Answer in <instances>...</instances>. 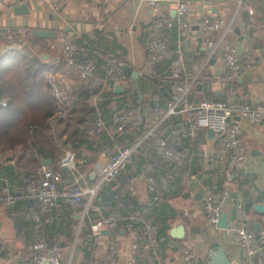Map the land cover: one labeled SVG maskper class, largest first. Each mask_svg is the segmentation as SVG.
I'll return each mask as SVG.
<instances>
[{
	"label": "crops",
	"instance_id": "obj_1",
	"mask_svg": "<svg viewBox=\"0 0 264 264\" xmlns=\"http://www.w3.org/2000/svg\"><path fill=\"white\" fill-rule=\"evenodd\" d=\"M125 1L0 0V33L52 30L56 32L60 46L53 47V40L47 41L51 49L61 55L65 40L78 41L82 46L79 45L80 49L93 50L103 65L113 51H118L133 68H141L146 73V77L137 81L138 97L124 91L120 93L123 94L120 99L113 101V106L119 108L133 102L144 115L143 128L127 136L132 139L142 134L144 149L133 156L119 181L107 182L100 187L99 174L92 176L95 171L92 165L107 161L114 149L108 141V136H112L108 128L104 131L106 136L97 143L85 145L82 154L73 148L66 150L65 156L69 152L76 154L75 166L63 168L62 185L79 183L97 188L94 195L88 196L91 206L87 211L62 201L53 211L52 223L43 226L38 233L31 216L37 201L24 193V181L19 176L24 171L19 168L10 174L7 167L16 164L0 156V175L16 199L12 205L0 200V264H39L34 259V243L39 235L61 244L63 264H129L131 260L140 264H176L179 263L177 245L180 243L196 251L205 264H210V253L215 244L222 245L233 264H254L255 259L240 246L236 234L241 227L255 235L262 234L264 248V213L255 209L257 203H264V121L257 123L237 117L243 127L240 148L245 152V159L237 170L239 176L236 179L229 180L225 176L228 165L224 157L216 156L219 136L211 129H204L196 139L188 142L186 138V143L179 145L190 164L198 149L195 169L200 172L190 175L181 194L169 199L163 197L157 202L148 189L145 167L153 163L151 156L154 153L149 145L155 143L157 136L168 134L167 126L163 124L165 120L158 117L154 104L159 98L161 109L166 111L171 101L168 86L160 79L170 73L180 56L185 65H191L199 58L208 59V78L195 87L196 98L249 100L264 105V0H164L159 9H155L150 0H130L119 34L115 24L105 21ZM23 3L29 13L16 12ZM182 4L188 7L187 16L180 12ZM206 15L224 18L235 26L227 41L211 57L209 50L195 37L198 22ZM184 19L187 26L181 30ZM237 27L241 30L240 35L236 33ZM154 35H160L170 44L172 56L150 65L145 44ZM232 46L241 57L242 74L241 79L239 77L237 82L230 84L225 78L224 61ZM4 50L5 44L0 37V57ZM29 51L37 54L40 49L30 46ZM41 53L55 63L51 52ZM149 75L157 82L153 83ZM78 80L84 79L72 72L68 75L69 86L60 85L65 92L64 98L61 100L56 96L62 105L67 101L70 85ZM52 85L56 93L59 86L56 87L54 82ZM111 113L100 108L98 118L110 117ZM56 121L58 119L54 120L55 128ZM127 143L128 140H124L121 145ZM225 187L230 191L224 208L229 218L227 227L221 228L209 221L204 204L210 190ZM115 213L121 217L120 224L132 219L135 228L127 230L121 225L90 235L99 220ZM148 220L160 225L159 242L154 252L140 250L147 235ZM256 224L262 227L259 233Z\"/></svg>",
	"mask_w": 264,
	"mask_h": 264
},
{
	"label": "built area",
	"instance_id": "obj_2",
	"mask_svg": "<svg viewBox=\"0 0 264 264\" xmlns=\"http://www.w3.org/2000/svg\"><path fill=\"white\" fill-rule=\"evenodd\" d=\"M110 0H104L108 3ZM164 0H150V4L159 9ZM182 14L188 15V7L182 4L180 7ZM179 12V13H180ZM180 13V15H181ZM187 26L186 19L181 26V30ZM233 24L224 18L213 17L211 15L203 16L198 22V29L195 37L201 41L209 50L211 57L219 47L227 41V35L231 34ZM228 35V36H229ZM56 47V43H52ZM147 59L150 65L172 56V49L160 35H154L146 44ZM62 55L66 61L64 70L56 71L51 76L52 82L59 87L56 88V94L59 99L63 100L64 90L60 85L69 86L67 83L68 75L75 72L79 78L86 81L92 80L94 86H102V91H114L116 84H121L125 92H134L137 88V81L129 71L125 70L129 64L123 57L111 55L106 63L102 66L104 74H99L98 66L95 61H80L75 56V47L66 42L61 47ZM208 59L199 58L192 62L191 65H185L183 58L180 56L178 61L171 67L169 74L161 77L160 81L168 86L171 96L169 107L163 111L161 107L156 108L159 118L166 120L171 116H179L182 123L179 126L172 127L174 135H181L190 141L196 139L202 130H214L219 136V144L216 149V156H227V170L225 176L233 180L237 169L243 164L245 152L240 148V137L243 133V127L239 123L237 116L246 117L253 122L264 121V105L255 104L249 100L227 101L214 98H196L194 89L199 82L203 69L207 66ZM225 76L227 82H232L241 76L242 62L238 50L232 46L225 54ZM133 67V66H132ZM134 69H136L134 67ZM141 77H146V73L139 68ZM144 121V115L140 110L131 108H122L112 114L107 121L103 116L99 118L95 127L91 129V135L106 130L107 128L118 137L132 133L139 129ZM56 127H60L59 121H56ZM142 139L135 143L124 144L117 147L110 154L109 159L105 162H96L92 169L99 174V185L102 186L108 181H113L121 177L128 163L132 160L136 150L140 146ZM156 151L165 158L177 160L179 163L188 161L189 157L177 152L170 144L169 140L163 136H157L155 140ZM75 153L69 152L63 157L58 169L44 165L39 171L30 175L19 173L24 181V193L34 200L37 204L31 211L34 221L35 230L40 233L43 226L53 221V211L60 202H66L70 205L85 209L91 206V200L88 196L94 195L97 188L84 187L79 183L70 186L62 185L63 168L75 166ZM4 177L0 175V200L5 201L8 205L15 203V196L10 192V186L4 182ZM158 177L152 175L148 180L149 188L162 196L158 184ZM162 183L167 180L164 176L160 177ZM230 191L227 188L222 190H210L205 197L204 208L211 223L216 224L221 213L224 211ZM163 197H161L162 199ZM119 215L115 213L99 220L93 227L90 235L98 234L102 230L117 229L121 225L127 230L135 228V222L130 219L120 224ZM147 224V235L142 241L146 248H156L159 242V226L149 220ZM237 241L245 250L247 255L253 257L254 264H264V248L257 241L256 235L246 227L238 229ZM36 255L35 261L39 264L45 262L49 264H63L62 247L59 242H50L42 235H39L34 243ZM179 264H205L200 260L199 255L186 244L177 245ZM129 264H138L136 260H131Z\"/></svg>",
	"mask_w": 264,
	"mask_h": 264
},
{
	"label": "trees",
	"instance_id": "obj_3",
	"mask_svg": "<svg viewBox=\"0 0 264 264\" xmlns=\"http://www.w3.org/2000/svg\"><path fill=\"white\" fill-rule=\"evenodd\" d=\"M234 28L233 25L232 31ZM0 37L5 44V50L0 57V156L12 160L16 164L7 167L10 174L19 168H22L26 175L37 172L44 166L43 159H52L53 164L51 166L58 169L68 148L76 149L82 154L85 145L97 143L98 140L106 136L105 130L96 136H92L90 133L100 118H98L99 109L112 111L114 109L113 101L120 99L123 94L109 90L104 92L102 86H94L92 80H78L76 84L70 85L71 90L68 93L67 101L62 105L56 96L53 85L48 81V76L66 68L64 56L51 49V44L47 38H41L33 32L26 34L19 31L2 32ZM65 41L75 47L77 60L95 61L99 74H104L101 58L97 54H93V50H88L85 47L80 49L78 41ZM26 42H28V48L25 47ZM53 43H56L58 47L60 46L57 39H54ZM30 46L39 47L40 52L37 54L30 53ZM41 52H51L53 59L56 60L55 63L52 64L51 59L42 58L43 53ZM111 55L121 56L118 51H113ZM106 61L107 59H105ZM208 66L201 72L198 84L205 82L206 77L208 78ZM129 74L132 75V71H129ZM148 78L153 83L157 82L153 75H149ZM237 80L230 82V84L237 82ZM156 84L163 86L161 83ZM137 92L138 89L131 93H134V97H138ZM154 104L155 108L160 107V99L156 98ZM123 108L139 110L133 105V102H129ZM116 111L118 110L112 111L110 117L104 116V118L109 121ZM55 119H58L60 123L58 129L54 127ZM181 123L182 119L179 116H171L163 123L168 128V134L159 136L166 137L175 150L183 155L179 145L185 144L186 138L172 133V127L179 126ZM141 128L143 126L139 129ZM134 133L135 131L121 137L111 133L112 136H108V141L112 143L110 147L114 148L111 153L117 147L122 146L121 143L124 140H128L127 144H129L141 139L142 134L132 139L127 137ZM187 140L189 142V139ZM142 142L135 154L143 151L145 143L142 145ZM149 146L152 147L154 153L151 156L153 163H148L145 171L148 177L147 184L152 175L159 179L158 184L162 196L152 192L148 185L153 199L157 202L161 201V197L169 199L181 194L190 181V175L200 173L195 169L196 159L199 156L198 149L190 164L189 161L179 163L177 160L163 157L156 151L155 143ZM224 160L227 162L228 157L224 156ZM161 176L166 178L165 184L160 180ZM238 176L236 171L234 179ZM121 177L113 181H119ZM222 189L224 188L217 190ZM119 219L122 221L120 215ZM158 226L160 227V225ZM256 237L257 241L263 245V235L257 234ZM154 249V247L146 248L143 244L140 246V250L154 252Z\"/></svg>",
	"mask_w": 264,
	"mask_h": 264
},
{
	"label": "water",
	"instance_id": "obj_4",
	"mask_svg": "<svg viewBox=\"0 0 264 264\" xmlns=\"http://www.w3.org/2000/svg\"><path fill=\"white\" fill-rule=\"evenodd\" d=\"M130 0H126L123 4H121L116 10H114L111 15H108L106 18L105 22L111 23V24H115L117 26V30L118 33L121 34L122 32V26L125 24V18H124V14L126 13L127 7H128V2ZM26 5L23 3L22 5H19L17 7V13H29L28 10H26ZM36 35H38L41 38H47V39H51L54 40L56 39V32L52 31V30H46V29H36L35 31ZM236 33L238 35L241 34V30L237 27L236 28ZM42 58L46 59L44 55L41 56ZM126 71H132V76L138 80L141 77V73L138 69H134L130 64H127L125 67ZM241 79V77H240ZM48 81L50 84H52V80L51 77H48ZM137 87L138 84H137ZM114 91L117 93H122L125 91L124 87L121 84H116L114 87ZM138 92H140L138 90ZM237 117H240L239 115ZM212 133H214V130H211ZM43 163L44 165L47 166H51L53 164V160L52 159H43ZM98 175L97 171H93L92 172V176L95 177ZM199 197H201V194L198 195ZM255 209L263 212L264 213V203H257L255 205ZM228 218L229 215L227 212L223 211L219 217V220L217 222V225L221 228H225L227 227L228 224ZM256 228V232L259 233L261 231V225L260 224H256L255 225ZM210 264H233L229 255L225 252V250L223 249L221 244H215L212 247V251L210 253ZM179 264V263H176Z\"/></svg>",
	"mask_w": 264,
	"mask_h": 264
},
{
	"label": "rangeland",
	"instance_id": "obj_5",
	"mask_svg": "<svg viewBox=\"0 0 264 264\" xmlns=\"http://www.w3.org/2000/svg\"><path fill=\"white\" fill-rule=\"evenodd\" d=\"M25 47L28 48V42H26ZM120 109H121V108L114 106V109H113L112 111L120 110ZM112 111H111V112H112Z\"/></svg>",
	"mask_w": 264,
	"mask_h": 264
}]
</instances>
